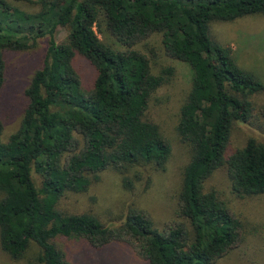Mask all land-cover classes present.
<instances>
[{
  "label": "trees",
  "instance_id": "1",
  "mask_svg": "<svg viewBox=\"0 0 264 264\" xmlns=\"http://www.w3.org/2000/svg\"><path fill=\"white\" fill-rule=\"evenodd\" d=\"M28 3L36 11L19 7ZM254 15H264V0H0V93L5 53L47 39L42 64L24 90L18 128L6 140L0 119L1 251L25 264H72L56 245L63 238L93 249L126 244L147 264H217L238 249L250 227L229 196L264 195V142L248 137L230 154L227 147L235 124L264 119V106L252 101L264 85L209 31L211 23ZM58 27L67 30L62 42L54 38ZM153 35L160 36L164 57L192 71L176 126L190 156L175 217L157 230L143 209H130L114 227L91 212L63 211L62 198L85 193L104 171L117 173L130 190L144 173L165 169L171 144L146 111L175 69L153 73L149 57L136 48ZM75 56L95 70L89 88L73 66ZM221 170L226 197L207 186Z\"/></svg>",
  "mask_w": 264,
  "mask_h": 264
},
{
  "label": "rangeland",
  "instance_id": "2",
  "mask_svg": "<svg viewBox=\"0 0 264 264\" xmlns=\"http://www.w3.org/2000/svg\"><path fill=\"white\" fill-rule=\"evenodd\" d=\"M19 7L29 12L36 11V5L32 3L20 4ZM210 25V39L229 46L238 66L264 85V15L246 16L230 23ZM66 37L67 30L58 27L54 35L56 42H62ZM160 40L159 35H153L136 48L149 57L153 73L167 66L175 69L171 82L156 90L146 111L148 120L159 126L161 133L171 144V154L165 169L144 173L141 181L134 183L130 190L123 188L121 177L117 173L104 171L98 182L85 193L68 194L62 198L59 208L63 211L91 212L104 225L114 227L130 209H143L150 214L157 230L175 217L176 195L181 187L183 169L190 156L188 148L177 136L176 126L180 107L190 90L192 71L186 63L164 57ZM46 49L47 39L43 38L30 50L5 53V81L0 93L3 140L18 128L27 102L24 90L33 72L41 66ZM73 66L84 86L91 87L95 77L93 67L80 56H75ZM252 101L255 106H264V93L253 95ZM248 137L264 142V119L259 118L250 126L235 124L230 134L227 154L242 147ZM146 176L148 183L145 182ZM33 179L38 187V177L34 173ZM207 186L218 188L224 197L229 195L223 170L215 172ZM229 199L230 206L250 227V234L238 249L217 264H264V195L242 200L229 196ZM55 242L72 264H147L138 259L129 246L122 243H110L101 249H93L84 240L60 238ZM0 264H25V260L13 261L0 249Z\"/></svg>",
  "mask_w": 264,
  "mask_h": 264
}]
</instances>
